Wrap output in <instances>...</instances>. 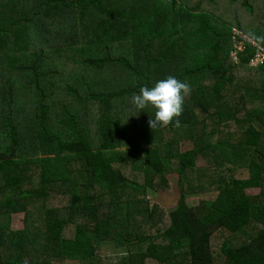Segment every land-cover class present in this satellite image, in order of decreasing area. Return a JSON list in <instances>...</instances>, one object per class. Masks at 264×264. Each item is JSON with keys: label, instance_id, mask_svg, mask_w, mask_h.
Listing matches in <instances>:
<instances>
[{"label": "trees", "instance_id": "trees-1", "mask_svg": "<svg viewBox=\"0 0 264 264\" xmlns=\"http://www.w3.org/2000/svg\"><path fill=\"white\" fill-rule=\"evenodd\" d=\"M29 1L0 0V18L12 14L40 32L31 43L51 38L49 49L31 53L13 41L18 26L0 38V264H97L110 241L120 249L110 264H217L215 233L242 234L255 220L261 232L221 251L224 264H264V64L250 66L251 45L239 63L232 56L235 27L264 46V0H116L127 4L118 13L111 0H77L74 9L66 0ZM76 24L72 40L47 32ZM244 67L257 74L240 85L235 71ZM230 123L235 130L216 140ZM180 137L193 147L174 148ZM200 156L223 164L226 177L207 174L219 195L192 207L185 181L202 182ZM172 172L183 187L167 224L144 196L122 200L155 187L157 175L168 183Z\"/></svg>", "mask_w": 264, "mask_h": 264}, {"label": "rangeland", "instance_id": "rangeland-1", "mask_svg": "<svg viewBox=\"0 0 264 264\" xmlns=\"http://www.w3.org/2000/svg\"><path fill=\"white\" fill-rule=\"evenodd\" d=\"M35 2L34 0H30L29 2ZM105 0H94V3L101 7L103 5V2ZM106 4H108V1L106 2ZM182 4V3H181ZM65 5L71 9L77 8V0H66L65 1ZM124 5L127 4H119L116 0H111L108 4V8L109 10H112L113 12L118 13L119 9L121 7H124ZM252 5H254L255 10L257 11L259 9V7L261 6V3L259 1H252ZM99 10H103L105 13H108L106 9H99ZM244 10V8L242 9ZM6 14V11L4 12L3 15ZM128 14V12H127ZM262 18H264V9L262 8L261 13L259 14V20L262 21ZM19 18L14 17L12 14H7L5 19L3 20L2 18H0V38H2L3 36H5L7 33L11 32V28L18 26L17 30H14L13 32V41L15 42V45L17 47L18 50H26L31 52L34 51H42V50H46L49 49L48 47L51 38H46L45 37V43L43 45H35L34 43H31L29 41V39L33 36H37L41 35L40 32L38 34V30L35 29V33H31L30 28H28L26 26V28L23 26L22 23H19ZM123 20V18H121ZM89 27V23L83 24L82 26L79 24L78 25V29H79V35H84L86 33L87 28ZM57 30H53V29H47V32L57 38L62 37V40L66 41L67 40H72L75 35H77V24L75 25V27L71 28V30H60L59 27H56ZM94 36H97L96 32L94 33ZM44 38V37H43ZM84 42V39L82 38H77V46H81ZM64 44L65 43H61ZM72 44V43H71ZM74 45V44H72ZM52 46L54 48L57 47V44H52ZM67 46L63 47L62 50H60L59 48L56 49L57 51H59V53H64L67 50ZM28 52V53H29ZM114 52V51H113ZM115 55L119 56L121 55V53H116ZM50 58H57V56L55 54H52ZM9 59H11V57H9ZM65 63L67 62H71V64H74V62H78L77 60H74V58L72 59H68L66 58V60L64 59ZM257 73H255L254 69L249 68V67H244V68H238L235 71V75L236 78L238 79L239 84H246L250 81V79L254 78V75H256ZM264 77V76H263ZM200 117H202V115H200ZM227 127V128H226ZM221 132H218V134L215 136L216 140H222V139H226V129L229 128L230 131L235 130L236 126L233 123H230V125H227ZM176 132V131H175ZM176 135L175 134H172ZM180 143V145L178 144H174V148H179L181 150H188L191 149L193 147V142L189 139L180 137V139L177 140V143ZM139 144V143H138ZM119 148L121 149H129L132 148L131 146L128 147L126 145L124 146H120ZM253 149V148H251ZM250 150V149H249ZM254 150L248 151L246 153V158H244V161L247 160L248 157H250L253 155ZM257 157L256 159H259L260 155L258 156V153L255 154ZM127 163L129 164L130 161H127ZM250 163L249 162V158L246 164ZM198 174L203 176V179L201 180L202 182H199L198 180H196V178H194L192 180V182L190 181H185L186 185L188 184L187 188H188V192H187V200H188V204L192 207H198L200 206L204 201H215L219 195L218 191H215L214 189L210 188V184L209 181L207 179V174L209 175L212 174V170L215 171V173L217 174L218 178H225L226 177V169H224V165L223 164H219L217 166V168H214L211 165V161L204 157V156H200L199 160H198ZM130 167V166H129ZM131 169V168H130ZM206 171V173H205ZM136 172V178L135 180L138 183H145V178H144V172L143 171H135ZM247 172V171H246ZM160 176L157 175L154 178L153 184L155 187L150 186L147 191L143 194V191H127L126 195L124 197H122L123 201H126L128 199H133V198H139L141 199V197L146 198V200L148 199L150 201L151 205H155L157 206L165 216H163V223L167 224L168 223V217L166 215L167 212H169L170 210L174 209V207L176 206L177 200L179 198L180 195V189L181 187H183V184H181L178 180V175L177 173L172 172L171 174L168 175V183H162L160 182ZM206 184V185H205ZM158 187V188H157ZM157 188V190H156ZM251 194H259L261 191L260 189H253L249 191ZM264 201V197L263 200ZM69 202V200H67V203ZM57 204H61L62 201L60 199H58L56 201ZM54 204V203H52ZM55 205V204H54ZM107 209L109 210L108 207L103 208L102 210V215L106 213ZM25 213L20 212V213H15L13 214V221H12V226L14 229H18L21 230L25 227ZM158 217V215L156 214L155 217ZM154 217V219H155ZM103 218V217H102ZM166 226H163V228ZM158 229H160V226L157 227ZM263 230V225L260 224L258 221H252L251 222V226L246 229V231H244V233L242 234H232L230 231L228 230H219L218 232L215 233L214 237H213V247H214V251H215V256H216V262L217 264H224V257L222 255V248L224 245V242L231 239L234 241V243L236 244H242L244 242H247L248 240H250L251 238H253L256 234H258L259 232H261ZM126 249V248H125ZM139 251L138 248L134 249V252ZM141 251H145V248L141 247ZM120 252V249L117 247V245L115 244L114 241H110V242H104L101 243L99 249H98V253H97V257L99 260L93 261L96 262L97 264L103 263V264H110L113 259L115 258V256L118 255V253ZM101 260H100V258ZM54 264H92L89 263L87 261H77V260H69V261H61V262H56ZM145 264H158V262H155L152 260V262H145Z\"/></svg>", "mask_w": 264, "mask_h": 264}, {"label": "built area", "instance_id": "built-area-1", "mask_svg": "<svg viewBox=\"0 0 264 264\" xmlns=\"http://www.w3.org/2000/svg\"><path fill=\"white\" fill-rule=\"evenodd\" d=\"M233 35L235 40L236 50L232 53L234 61L239 63L241 61L240 53H243L247 45L254 46L256 49L255 56L250 61L251 67H260L264 64V46L251 39L240 28L235 27L233 29Z\"/></svg>", "mask_w": 264, "mask_h": 264}]
</instances>
